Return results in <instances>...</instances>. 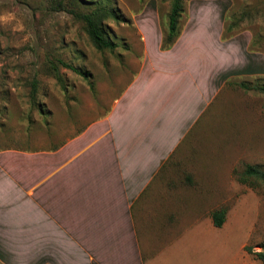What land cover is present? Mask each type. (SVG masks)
<instances>
[{"label": "rangeland", "instance_id": "1", "mask_svg": "<svg viewBox=\"0 0 264 264\" xmlns=\"http://www.w3.org/2000/svg\"><path fill=\"white\" fill-rule=\"evenodd\" d=\"M171 3L0 0V150H48L60 141L59 129L66 128L64 139L74 122L105 111L130 81L132 58L144 50L142 37L158 38L163 48L173 42L166 41ZM99 4L120 17L103 22L117 43L114 50H99L85 23L64 9L88 12ZM183 6L179 35L191 19L192 26L205 20L208 29L221 15L225 47L233 49L239 73L175 153L178 166L162 188L171 195L168 209L179 217L176 229L186 225L194 242L208 246L210 264H263L247 247L256 252L264 242V183L239 176L248 164L264 170V94L255 88L264 83V0H183ZM91 102L99 107L85 114ZM221 208L226 217L217 227L212 214ZM18 253L2 251L0 264H25L26 252ZM33 255L29 264L40 258Z\"/></svg>", "mask_w": 264, "mask_h": 264}, {"label": "crops", "instance_id": "2", "mask_svg": "<svg viewBox=\"0 0 264 264\" xmlns=\"http://www.w3.org/2000/svg\"><path fill=\"white\" fill-rule=\"evenodd\" d=\"M218 17L208 29L191 19L168 47L143 36L119 95L100 114L91 102L85 114L97 115L64 139L59 129L48 150H0V254L25 251V264L35 251V264H210L193 229H176L162 188L175 153L239 73Z\"/></svg>", "mask_w": 264, "mask_h": 264}, {"label": "trees", "instance_id": "3", "mask_svg": "<svg viewBox=\"0 0 264 264\" xmlns=\"http://www.w3.org/2000/svg\"><path fill=\"white\" fill-rule=\"evenodd\" d=\"M76 2H79V0H76ZM73 5H75V3H73ZM64 9L68 10L75 17L85 23L90 38L99 50L116 49L117 43L106 34L103 23L107 18H120L115 10L103 4H99L98 7L96 6L88 12L80 11L74 6H64ZM183 11V0H172L171 10L168 16V34L166 40L168 43H171V41L179 35V22ZM241 85L244 88H250L246 82H241ZM255 88L264 94V83L256 85ZM249 178H254L257 181L264 183V170L257 165L248 164L245 170L240 173L239 180L247 182ZM212 217L215 226L221 227L225 221L226 209L221 208L215 210ZM260 246L261 250L256 252H253L250 246L247 247V250L250 253H254L256 258L264 264V242H262Z\"/></svg>", "mask_w": 264, "mask_h": 264}]
</instances>
